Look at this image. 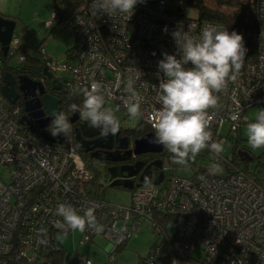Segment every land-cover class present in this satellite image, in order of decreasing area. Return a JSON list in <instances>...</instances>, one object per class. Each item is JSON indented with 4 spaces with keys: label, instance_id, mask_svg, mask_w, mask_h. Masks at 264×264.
I'll return each mask as SVG.
<instances>
[{
    "label": "built area",
    "instance_id": "obj_1",
    "mask_svg": "<svg viewBox=\"0 0 264 264\" xmlns=\"http://www.w3.org/2000/svg\"><path fill=\"white\" fill-rule=\"evenodd\" d=\"M177 1L151 4L145 0L137 4L130 19L118 11L111 17L97 15L92 0H85L73 16L60 19L54 12L48 27L59 22L73 33L76 43L62 60L51 58L43 48L40 60L47 70L69 75L71 94L90 87L93 81L100 83L105 103L111 102L121 111H127L123 99L129 95L126 87L132 80L143 97L141 124L148 129L144 137L154 134L153 114L160 108L157 77H163L158 61L164 52L179 58L171 33L181 27L199 38L209 25L233 31L221 23L171 14L174 12L168 11V6ZM257 8V28L235 30L243 35L248 50L240 74L216 93L218 105L209 110V128L217 142L240 136L242 124L250 122L248 109H264V0H258ZM20 47L21 41L14 37L9 55L18 62L12 69L27 62ZM5 66L0 58V75H4ZM62 112L69 122L75 114L80 117L70 107ZM24 118L23 107L8 102L0 91V167L9 171L8 178L0 173V264H16L25 256L27 263L33 264L42 249L41 240L73 231L55 227L62 219L54 214L61 203L71 205L80 215L85 208H95L102 231L86 228L82 244L101 235L113 252L140 230L143 218L162 236V226L155 219L169 216L179 224L175 246L180 254L190 256L200 247L208 264H264V187L241 166L225 159L226 169L232 170L229 175L196 181L175 175L174 170L181 165L174 164L172 154L164 149L160 156L163 168L154 174L155 179L164 172L162 184L142 183L133 189L130 206L113 204L90 192L93 172L75 139L64 137L62 143L60 137L53 142L47 128ZM227 124L230 128L225 136ZM237 144L242 145L240 140Z\"/></svg>",
    "mask_w": 264,
    "mask_h": 264
},
{
    "label": "clouds",
    "instance_id": "obj_2",
    "mask_svg": "<svg viewBox=\"0 0 264 264\" xmlns=\"http://www.w3.org/2000/svg\"><path fill=\"white\" fill-rule=\"evenodd\" d=\"M144 2L92 0L91 6L97 15L111 17L118 11L130 19L137 4ZM163 30L167 32V26ZM171 35L179 50V58L164 52L163 58L158 61V72L163 73V77H157L160 108L153 114L154 137L150 142L162 145L171 153L174 164L185 166L205 149L217 157L223 153L224 142L212 139L209 110L218 105L216 93L226 88L229 81L238 78L248 50L243 35L235 30L230 32L227 28L209 25L203 28L199 38H195L178 27ZM101 88L102 85L95 81L90 87L78 88V93L84 97L83 105L72 104L70 110L79 112L80 117L91 127L99 129L102 136H115L120 130V122L115 115L119 107L115 111L105 107ZM126 92L129 95L123 99L124 107L130 117H139L143 97L134 89L132 80L127 82ZM49 116L51 120L46 130L52 137L66 136L71 131L63 112L54 110ZM247 138L251 148L264 147V109L259 110L255 122L247 124ZM215 171H218V166L214 163L209 172ZM54 214L62 218L55 222V227L63 232H84L86 228L102 231L94 207L85 208L80 215L71 205L61 203Z\"/></svg>",
    "mask_w": 264,
    "mask_h": 264
},
{
    "label": "rangeland",
    "instance_id": "obj_3",
    "mask_svg": "<svg viewBox=\"0 0 264 264\" xmlns=\"http://www.w3.org/2000/svg\"><path fill=\"white\" fill-rule=\"evenodd\" d=\"M210 4L216 7L214 0H210ZM223 10L228 16L234 11L233 8H224ZM53 12V0H0V15L11 17V19L17 21L15 37L21 41V46H23L27 54L39 59H41L40 50L45 48L51 58L62 60L76 43L73 33L65 29L59 22H54L51 27H48V24L53 21ZM17 62L13 58L8 62V65L10 67L15 66ZM61 76L65 79L69 78V75L65 73ZM105 105L114 111L117 109L111 102L105 103ZM259 110V107H253L247 110L246 116L250 119V122H255ZM115 115L119 122L123 124V128L137 129L141 124L142 119L140 116L132 118L127 111H115ZM250 122H244L242 124L240 136L231 137V139L227 138L226 143H224V151L221 157L219 156L220 158L214 153L210 156H196L191 160L194 161L193 163L176 167L174 174L192 178L197 168L201 167L209 170L212 164L215 163L218 166V171L213 172V175H227V163L225 159L229 161L237 160L234 152V144L240 140L242 144L249 146L247 142V124ZM229 128L228 124L224 127L223 134L225 136L229 134ZM250 150H252L257 160L242 161L243 158L240 156L242 160H238L239 164L242 168H248L249 174L261 180L264 185V147L259 149L250 147ZM152 155V153H147L141 155V157ZM158 155L162 156V153ZM95 165L97 164L95 163ZM0 173L5 178L9 176V171L1 167ZM100 173L101 175L98 176L97 181L92 183L90 192L105 198L113 204L130 206L133 190L124 187H111L110 183L105 180L104 173L102 171ZM170 219L168 234L175 236L179 229V224L173 218ZM142 222L143 225L140 230L133 235L123 248L115 252V257L112 259H110V244L101 235L93 242L82 244L83 232L79 230L71 231L68 234L58 233L57 239L66 251L65 264H82L86 261H90L92 264H107L109 262L111 264H139L141 261L148 259L153 246L156 244L161 246L163 238V236H157L152 232L153 223L150 220L143 218ZM194 256L195 258H201L203 257V252L196 250Z\"/></svg>",
    "mask_w": 264,
    "mask_h": 264
},
{
    "label": "trees",
    "instance_id": "obj_4",
    "mask_svg": "<svg viewBox=\"0 0 264 264\" xmlns=\"http://www.w3.org/2000/svg\"><path fill=\"white\" fill-rule=\"evenodd\" d=\"M159 0H148L151 4L158 3ZM216 7H213L210 4V0H178L177 2L170 3L168 6V11L174 12L173 15H177L181 18H188L194 20H205L216 23L226 24L232 30H240L242 28H257L258 26V0H214ZM85 3V0H53V10L57 13L60 19L66 18L68 16H73L80 9V7ZM224 8H233L234 11L230 16L226 15ZM53 12V13H54ZM11 18V17H8ZM20 50L26 54L28 57H33L28 55L23 46L20 47ZM27 57V58H28ZM0 58L5 62L6 66L4 71H12L13 69L8 65V62L12 59L10 55L4 56V53L1 50L0 44ZM35 58V57H34ZM2 84L0 83V88ZM69 94V95H68ZM66 95L67 104L65 110L69 109L72 102L78 103L81 106L83 105V95L75 92L73 94L68 93ZM131 134L134 137L140 138L143 135L145 136L147 128H143L142 124L138 126L137 129H131ZM143 136V137H144ZM237 143L234 144V152L237 157V160L232 161L234 164L239 165V161L242 159L237 153ZM211 155V152L207 149L203 150L199 156ZM251 161L257 160L256 156L253 154ZM220 158V157H219ZM239 160V161H238ZM245 161V160H242ZM249 161V160H247ZM194 161H189L188 164L193 163ZM231 162V161H230ZM89 168L93 172L94 182L97 181L98 176L101 175L102 171L95 161H87ZM245 172L249 173L248 168H243ZM159 171V169H158ZM157 171V172H158ZM227 175H229L232 170L229 168L226 169ZM104 173V171H102ZM224 175V176H227ZM213 173H210L209 170H205L201 167L197 168L192 179L196 181H201L206 177H213ZM188 178V177H187ZM258 182L264 187L261 180L258 179ZM170 217H162L161 220L158 218L155 221L162 226V242L161 246L156 244L152 247L151 252L148 258L152 256V262L148 263V259L141 261L139 264H208L207 255L200 248L197 247L193 250L190 256L182 255L178 252L176 244V236H170L168 234V224L170 222ZM153 233L159 236L155 231ZM161 236V235H160ZM46 242L43 243L42 249L38 254L36 262L33 264H65L66 251L62 244L58 241L57 236H49L44 239ZM125 245L116 248L113 252H110V259L115 257V252L120 248H123ZM196 250L203 252V257L195 258L194 253ZM157 253V255H156ZM28 259L25 256L16 264H28ZM108 264V263H107Z\"/></svg>",
    "mask_w": 264,
    "mask_h": 264
},
{
    "label": "water",
    "instance_id": "obj_5",
    "mask_svg": "<svg viewBox=\"0 0 264 264\" xmlns=\"http://www.w3.org/2000/svg\"><path fill=\"white\" fill-rule=\"evenodd\" d=\"M17 27V21L11 18H7L5 16L0 15V44L1 50L4 53V56H8L11 49L12 41L15 37V30ZM39 71V70H38ZM49 77L51 74L48 73ZM0 83L2 84L0 91L5 97V99L11 104L15 105L17 100L20 98V93L25 95L26 97H32V100H27L25 103V111L29 113V116L38 119L37 123H39L41 128H47L50 123V119H42L46 113H52L54 110L57 112H61L60 104L62 101L56 96L50 95L46 93L45 88L42 87L39 82L34 81L29 77H20L19 79L14 76V74L9 71L5 72L4 75H0ZM18 86V89L16 88ZM56 90H60V84L56 86ZM38 90V92H36ZM27 118H24V120ZM79 120L77 114L71 118V122L76 123ZM90 130L87 128V124H82V127L77 130L76 139L80 143V146L83 149H86V152L90 151L91 148H86L84 144V136L94 137L99 135L101 132H97L95 134L89 135ZM60 137H62V143L64 142V135L58 137L50 138L53 142H56ZM154 134L149 133L146 137L139 139L135 143L134 154L136 156H141L143 154L152 153V154H161L164 151V147L162 145H158L155 143H151L150 141L153 139ZM104 139V138H103ZM101 139L96 140L95 147L107 148V150H111L113 148V142H110L107 145H101ZM88 143V142H87ZM120 148L124 147L123 142H119ZM239 156L243 158V160L251 161L252 157L248 153H240ZM127 158L124 157H114L109 159L110 162L117 164L119 162H125ZM153 167L162 169L163 161L155 160L154 162L149 163L147 159L137 161L135 164L129 165H114L106 169L107 175L109 176V183L111 187H124L130 190L135 188V179L138 175H140V181L142 183H149L160 185L164 180V172L162 171L158 177L154 179Z\"/></svg>",
    "mask_w": 264,
    "mask_h": 264
},
{
    "label": "flooded vegetation",
    "instance_id": "obj_6",
    "mask_svg": "<svg viewBox=\"0 0 264 264\" xmlns=\"http://www.w3.org/2000/svg\"><path fill=\"white\" fill-rule=\"evenodd\" d=\"M11 72L18 79L20 77H26L27 76V77L33 79L34 81L39 82V84L45 88L46 93L53 95V96H56V98H58L62 101V104H60L61 112L65 109L64 107L67 104L66 95L68 93L71 94V92L69 91L68 85H67L68 79H65L63 76H61L63 73H61V72L53 73V72L47 70L39 58H34L31 56L27 58V62L24 65L16 66V68L13 69ZM48 73L51 74V77L48 76L49 75ZM58 75H60L61 77ZM59 84L61 86V89L56 90L55 88ZM16 88L18 89L17 85H16ZM36 92H38V90H36ZM20 95L21 96L17 100L15 105H19V106L23 107V111H24L26 101L32 100L33 98L32 97H26L22 93H20ZM105 107H107V105H105ZM25 113H26L28 120L30 122L36 124L38 119H35V118L29 116V113L26 111H25ZM45 116H47L46 118H44L45 120L46 119L51 120L49 113L45 112ZM69 123L71 125V131L64 137H67V138L70 137L72 139H75V141L78 143L77 145L80 148L85 161L86 162L87 161H95L97 166L102 171H104V178L107 182H109V176L107 175L106 169L109 167H112L114 165H129V164H133L137 161L144 160V159H147L149 163L155 161L156 159H161L158 154H153L152 156H148V157H141V156L136 157V156H134L132 151L135 148V143L137 140L142 139L143 137H140V138L134 137L131 134V132H132L131 129L123 128L122 123H120V130L115 136L109 134L107 137H104L101 135V133L99 135L94 136V137L84 136L83 138H84V141H86L84 143L86 145V148H91L90 151L86 152V149H83L80 146V143L78 142V140L76 139L77 130H79L82 127V124H84V123L87 124V128L90 130L89 135L100 132V130L97 128L91 127L88 122L84 121L80 117L76 123H73L71 121ZM143 128H145V127H143ZM147 131H148V129H147ZM98 139H101V142H99L101 145H107L111 140L113 142V148L111 150H107V148L95 147L96 145L94 142ZM121 141L123 142L124 147L127 146L126 148H120L119 147V142H121ZM237 147H238L237 149H240L241 153H243V152L248 153L252 158L254 157L253 156L254 153L252 152V150H250L249 146L242 144V145L237 146ZM114 157H120V158L124 157V158H127V160L125 162H119L117 164H114V163L109 161V159H112ZM157 170H158V168L153 167L154 174L157 172ZM140 175H138L135 179V188L138 185L142 184V182L140 181ZM149 259L150 258H148V261H149Z\"/></svg>",
    "mask_w": 264,
    "mask_h": 264
},
{
    "label": "crops",
    "instance_id": "obj_7",
    "mask_svg": "<svg viewBox=\"0 0 264 264\" xmlns=\"http://www.w3.org/2000/svg\"><path fill=\"white\" fill-rule=\"evenodd\" d=\"M2 15V14H1ZM2 16H4V15H2ZM5 17H7V16H5ZM8 18V17H7ZM15 20V19H14ZM65 57V56H64ZM9 64V63H8ZM12 67V66H11ZM109 249H110V245H109ZM108 264H111V262H109Z\"/></svg>",
    "mask_w": 264,
    "mask_h": 264
}]
</instances>
